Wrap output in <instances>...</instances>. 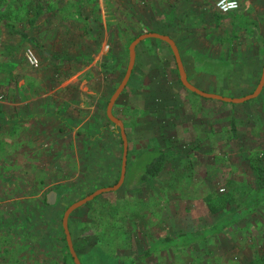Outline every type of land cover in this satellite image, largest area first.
<instances>
[{
    "label": "rangeland",
    "instance_id": "rangeland-1",
    "mask_svg": "<svg viewBox=\"0 0 264 264\" xmlns=\"http://www.w3.org/2000/svg\"><path fill=\"white\" fill-rule=\"evenodd\" d=\"M38 5L42 16L37 22H41L47 42L37 48L20 41L22 63L31 78L42 80V89H57L56 99L73 106L74 111H80L83 104L89 107L92 120L102 110L105 126L99 133L103 137L91 140L96 146L86 145L88 151L95 149L101 156L98 162H82L95 164L90 169L78 168L79 154L86 146L80 144L84 137L76 136L70 152L73 162L59 161L61 168H68L70 178L78 175L68 182L75 183L71 188L76 190L65 187L69 190L60 195L58 208H51L44 201L39 207L34 203L38 193L25 190H37L39 185L28 184L45 179L25 176L20 170L24 161H11L13 154L8 152L3 155L0 264H73L65 245L64 212L94 192L86 191L88 188L116 184L123 145L120 129L108 120L106 108L126 73L131 42L160 30L163 22L158 11L152 13L150 0H0V25L27 28ZM28 49L37 56L38 67L29 64ZM97 57L111 62L109 68L91 63ZM81 58L85 61H79ZM59 59L75 61L59 65ZM5 60H10L9 54L0 49V61ZM186 67L190 71L191 66ZM206 68L218 70L214 76L225 78L228 65L206 64ZM194 76L189 74L193 85L225 97L248 84L198 81ZM113 114L123 121L127 135L126 177L118 190L97 196L71 214L69 230L82 264H247L264 254V201L234 225L224 228L225 224H217L230 213L245 209L256 186L253 167L264 166V88L257 98L243 104L194 95L180 83L171 48L148 38L136 48L132 75ZM232 118L235 134L231 132ZM93 132L95 129L91 138ZM159 151L167 157L164 170L142 180L145 166ZM60 172L58 180L67 183ZM43 182L41 189L46 186ZM229 189L236 193V204L219 214L209 213L204 197ZM192 241L195 243L186 245ZM149 249L152 253L145 257Z\"/></svg>",
    "mask_w": 264,
    "mask_h": 264
},
{
    "label": "crops",
    "instance_id": "crops-1",
    "mask_svg": "<svg viewBox=\"0 0 264 264\" xmlns=\"http://www.w3.org/2000/svg\"><path fill=\"white\" fill-rule=\"evenodd\" d=\"M150 1L154 7L152 13L158 11L163 22L160 30L149 33L166 35L175 41L188 80L192 73L198 81L248 82L241 89L236 88L234 92L227 93V97L231 98L247 96L257 88L264 70V0H240V8L228 14H222L215 8L216 0ZM39 7L38 5L27 28L16 27L10 23L0 25V49L10 57V60L0 61V98L4 99L0 100V161L5 160L3 155L6 152L13 154L9 157L11 161H24L20 170H24L25 176L32 174L45 179L44 182L36 180L35 184H28V187L32 184L35 187L39 185L37 190L25 189L38 193L34 203L37 202L40 207L39 204L45 201L48 207L58 208L60 194L69 189L76 190L71 188L75 183L68 182L78 176L76 174L70 178L68 168H61L59 161L73 162L70 152L71 145L77 140L76 136L84 137L80 141L82 143H79H85V146L90 143L92 146L91 140H100L103 136L100 137L99 132L104 129L105 121L102 110L91 120L89 107L85 108L81 104V110L74 111L73 106L56 99L54 94L57 89L46 91V88L42 89L44 83L41 79L36 80L28 75L30 70L22 63L23 51L19 52V43L26 41L40 48L47 42L42 35L44 31L40 26L41 22H37L42 16ZM158 41L166 43L159 39ZM98 58L91 63L102 67L104 62ZM83 60L81 58L79 61ZM71 61L75 59H59L58 64ZM218 63L228 65L225 78L214 76L218 70L206 68V64ZM187 64L191 66L190 71L187 70ZM194 86L202 88L198 84ZM16 97L21 99L13 100ZM79 113L82 114L81 117ZM83 113L86 114L85 117ZM73 114L76 115V121ZM89 129L91 132L95 129L94 138H91ZM88 147L79 154L81 161L78 168L90 169L95 166L86 162L83 164L85 160H100L101 154L95 149L88 151ZM59 170L62 175L60 178H65L67 183L58 180ZM110 178H114L113 174H110ZM42 182L46 184L43 189L40 188ZM90 184V180L86 182L87 186ZM99 186L86 191H96ZM51 191L57 193L54 205L47 202V195Z\"/></svg>",
    "mask_w": 264,
    "mask_h": 264
},
{
    "label": "water",
    "instance_id": "water-1",
    "mask_svg": "<svg viewBox=\"0 0 264 264\" xmlns=\"http://www.w3.org/2000/svg\"><path fill=\"white\" fill-rule=\"evenodd\" d=\"M148 38H155V39L162 40L170 46V48L173 52L175 61H176L177 68H178L179 79H180L181 85L186 90H188V91H190V92H192V93H194V94H196L202 98L212 99V100H216V101H222V102H226V103L241 104V103H244V102H247V101H250V100L257 98L261 94V92L264 88V70H263V74H262L261 80L259 81L257 88L251 94H249L247 96L240 97V98H231V97H225V96H221V95L214 94V93L205 92V91L199 89L198 87L194 86L188 80L187 74H186L184 66H183V62L181 60V56H180L178 47L172 38H170L169 36H166V35L158 34V33H145V34L138 36L136 39H134L129 46V63H128L124 78L122 79L121 83L119 84V86L117 87V89L115 90L113 95L111 96V98L108 102L107 108H106V116L110 122H112L114 125H116L120 129V135H121L122 142H123V156H122L120 177H119V179L115 185L110 186V187L100 188V189L94 191L93 193H91L90 195L86 196L85 198L78 200L77 202H74L65 210L64 215H63L62 226H63L65 238H66V243H67V246L69 249V253L72 256L75 264H82V263H81L78 255L75 251V248H74V245L72 242V238H71V234H70V230H69V218H70L71 214L75 210L81 208L82 206H84L88 202L92 201L97 196L104 194V193L113 192V191L118 190L123 185V183L125 181L126 170H127V159H128V157H127L128 156V141H127V135H126L124 123L121 119L117 118L113 114V108H114V105H115L117 99L119 98V96L122 94V92L126 88L128 82L130 80V77L132 75V71H133V68L135 65V60H136V47L138 46V44H140L142 41H144ZM56 199H57V193L55 191H51L47 195V202L50 205H54L56 203Z\"/></svg>",
    "mask_w": 264,
    "mask_h": 264
},
{
    "label": "trees",
    "instance_id": "trees-1",
    "mask_svg": "<svg viewBox=\"0 0 264 264\" xmlns=\"http://www.w3.org/2000/svg\"><path fill=\"white\" fill-rule=\"evenodd\" d=\"M110 64L111 62L102 63L103 69H108ZM230 125H231V132L235 134L236 133V121L234 118L231 119ZM122 145H123V142H122ZM166 163H167V157L165 153L163 151H159L158 155L155 158H153L150 162H148L147 165L145 166L144 173L142 174V180H149L156 176H159L164 170ZM253 170L256 175V186L252 189V194L251 195L249 194L247 198V204H246L245 209L230 213L228 218L218 222L217 224L219 223L225 224V226H223L224 228L227 226L234 225L240 222L248 213H253L257 209V207L260 205V203L264 201V166H262L261 164L255 165L253 167ZM62 193L60 195H62ZM236 202H237L236 193L233 189H229L227 192H221V193L213 192L204 197V204L208 212L213 215H216L223 211L228 210V208L235 205ZM217 226L218 225H215L212 228H216ZM198 233L200 232H197V233L193 232V234H198ZM64 239H65L66 248L68 250V256L73 261V258L69 253V249L66 243L65 236H64ZM165 239H168V238H165ZM193 243H195V241H192L186 245L193 244ZM151 253H152L151 249H149L145 252L144 256L148 257L151 255ZM66 260L67 258H65V261ZM73 264H75L74 261H73ZM247 264H264V254L253 257Z\"/></svg>",
    "mask_w": 264,
    "mask_h": 264
},
{
    "label": "built area",
    "instance_id": "built-area-1",
    "mask_svg": "<svg viewBox=\"0 0 264 264\" xmlns=\"http://www.w3.org/2000/svg\"><path fill=\"white\" fill-rule=\"evenodd\" d=\"M226 3H231V0H225ZM220 3V0L217 1V4H216V7H217V10L222 13V14H228V13H231V12H234V11H237L239 8H240V0H237V3L239 5L238 8H235V9H228L227 11H225L224 9L218 7ZM26 58L29 62V64L33 67H38L39 65V60L37 58V56L35 55V53L31 50V49H28L27 52H26Z\"/></svg>",
    "mask_w": 264,
    "mask_h": 264
},
{
    "label": "clouds",
    "instance_id": "clouds-1",
    "mask_svg": "<svg viewBox=\"0 0 264 264\" xmlns=\"http://www.w3.org/2000/svg\"><path fill=\"white\" fill-rule=\"evenodd\" d=\"M218 7L224 9L225 11H227L228 9L238 8L239 5L237 3V0H231V3H226L225 0H220V3L218 5Z\"/></svg>",
    "mask_w": 264,
    "mask_h": 264
},
{
    "label": "bare ground",
    "instance_id": "bare-ground-1",
    "mask_svg": "<svg viewBox=\"0 0 264 264\" xmlns=\"http://www.w3.org/2000/svg\"><path fill=\"white\" fill-rule=\"evenodd\" d=\"M212 182V181H211ZM214 183V182H213ZM196 211V210H195ZM210 219V218H209ZM221 242V241H220ZM234 243V242H233ZM233 247V246H232ZM221 250V249H220ZM212 252V251H211ZM227 252H229V251H227Z\"/></svg>",
    "mask_w": 264,
    "mask_h": 264
}]
</instances>
